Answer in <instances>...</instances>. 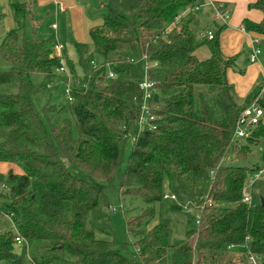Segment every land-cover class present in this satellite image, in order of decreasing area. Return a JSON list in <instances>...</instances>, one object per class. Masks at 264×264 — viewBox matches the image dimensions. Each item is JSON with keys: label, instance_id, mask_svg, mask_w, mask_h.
I'll return each instance as SVG.
<instances>
[{"label": "trees", "instance_id": "16d2710c", "mask_svg": "<svg viewBox=\"0 0 264 264\" xmlns=\"http://www.w3.org/2000/svg\"><path fill=\"white\" fill-rule=\"evenodd\" d=\"M31 1L10 0L16 27L0 41V59L10 63L0 70V163L21 169L0 171V264H167L170 221L149 227L166 187L177 197L169 210L187 227L186 240L171 246L173 264H235L234 247L240 261L250 251L264 264V206L247 192L260 166L225 162L247 159L264 135L262 125L232 142L264 80L238 97L229 80L236 57L220 42L226 25L213 20L218 34L201 42L193 0H99L105 12L90 43L71 41L79 66L63 56L73 82V101L63 104L57 41L19 34ZM250 8L262 20L245 26L264 36V0ZM203 44L209 57L200 59ZM107 189L146 203L135 213L123 208L132 253L118 239Z\"/></svg>", "mask_w": 264, "mask_h": 264}, {"label": "rangeland", "instance_id": "374dc122", "mask_svg": "<svg viewBox=\"0 0 264 264\" xmlns=\"http://www.w3.org/2000/svg\"><path fill=\"white\" fill-rule=\"evenodd\" d=\"M66 1V0H61ZM79 9H82V14L87 17V32H84V27L81 29V22L73 23L71 21V17L65 13H61L57 11L56 0H32L31 1V16L27 19L24 30L19 31L20 36L31 38L34 35L42 38H49L55 40L64 45V54L69 57L76 66H79V58L71 44V41H78V37L75 34V29L80 30L81 39L85 40L86 43H90L89 37V28L90 25H95L101 22L102 14L105 12V8L101 4L99 0H75ZM194 4H199L202 9L199 12L200 17V25H199V40L201 42L205 41L208 36V31H211L214 35L218 34L217 29L211 22H207V15L209 14L211 8L209 7V0H193ZM208 13V14H207ZM231 14V13H230ZM210 15V14H209ZM212 17V16H211ZM206 18V19H205ZM52 24L57 25V30L53 31L51 28ZM91 25V26H92ZM16 27L13 12L10 6V0H0V41L4 37L5 33L8 30L14 29ZM248 35L252 40H259L261 45V55H260V64L264 66V36L248 30ZM84 42V41H83ZM249 46L246 39L241 43L240 50L237 51L236 55V65L243 72L251 65L249 61ZM196 55L200 59H205L209 57V50L206 45H202ZM10 68V63L0 59V70H8ZM78 69V67H76ZM78 72L80 73L79 69ZM57 98L61 101V103L65 104L66 99L63 93L59 92ZM145 107H147L145 103ZM67 111V115H68ZM132 141L133 139H129L125 142L124 154H123V165L126 164L129 154L132 149ZM226 163L233 164L235 166H263L264 164V135L260 137V142L258 145L252 146L251 153L249 154L247 159H238L236 156L229 155L228 158L225 159ZM18 168L13 166V170H17ZM19 171H21L19 169ZM252 183V185H251ZM255 195V202L260 203L262 199H264V175L261 176L260 179H254L253 175L250 177L249 185L247 188V192ZM165 193H169L167 187L165 188ZM106 194L109 202L111 203V215L113 224L118 236V239L121 243L125 240L130 244L128 245V253H132L134 251V247L131 242L133 238L127 236L125 233V224L123 217V208L125 210H134L133 213L142 210L146 207V203L140 197H125L123 200L119 198L118 193L113 189H107ZM176 201L171 199H163L160 204L156 206V213L154 218L149 224V227L155 225L160 219H168L170 221V232L168 237V243L170 245L167 252V264H173V250L172 245L176 241H184L186 240V231L187 227L185 224V220L182 216L171 212L169 207L175 204ZM13 229L11 222L6 224V230ZM231 253L233 254L234 263L237 264H246V261H240L241 253L238 251L237 247L231 249ZM258 264H261L262 257L257 258ZM24 264H32L31 261L26 257Z\"/></svg>", "mask_w": 264, "mask_h": 264}, {"label": "crops", "instance_id": "0c3cea01", "mask_svg": "<svg viewBox=\"0 0 264 264\" xmlns=\"http://www.w3.org/2000/svg\"><path fill=\"white\" fill-rule=\"evenodd\" d=\"M214 1L218 4L223 5V9L229 13V19L226 24L225 30L221 34V48L225 56L227 57H236L237 51L240 50L241 43L246 39L249 46V61L251 65L243 72L237 66L233 70L229 71V80L235 86L236 93L239 98L244 99L251 93L254 86H256L260 81L264 80V66L260 64V61L251 62L250 53H251V37L248 35V30L245 26V21H251L254 23L260 22L262 20V14L259 10L250 8V4L256 0H209ZM57 11L61 13L67 12L71 17L73 23H80L81 29L87 25V17L82 14V9H79L75 0H56ZM199 5V4H194ZM200 6V5H199ZM201 7V6H200ZM210 7V6H209ZM202 9V7H201ZM201 9L199 11H201ZM231 13V14H230ZM208 14V13H207ZM210 14V15H209ZM207 15V22H212V12L210 10ZM200 18V17H199ZM53 25V24H52ZM51 25V28H52ZM92 25V24H91ZM90 25V28L93 26ZM241 27L245 28V31L241 30ZM89 28V29H90ZM88 27L84 29V32H87ZM53 31H56L52 28ZM75 34L79 39V42L86 43L85 40L81 39V34L79 29H75ZM236 63V62H235ZM236 65V64H235ZM17 167V166H15ZM13 168V165L7 163H0V171L7 172L9 169ZM15 171H19V167ZM21 170V169H20ZM261 178V177H260ZM259 178V179H260ZM237 264H240L237 263Z\"/></svg>", "mask_w": 264, "mask_h": 264}, {"label": "built area", "instance_id": "2783aa9c", "mask_svg": "<svg viewBox=\"0 0 264 264\" xmlns=\"http://www.w3.org/2000/svg\"><path fill=\"white\" fill-rule=\"evenodd\" d=\"M209 6L211 8L212 12V19L215 20L216 22L226 25L229 19V13H227L223 9L222 4H218L214 1L209 2ZM201 7L199 5H195L193 7V10L199 11ZM53 29H57V25L53 24L52 25ZM242 31H245L244 27H241ZM214 34L211 31H208V39H212ZM260 41L259 40H252L251 41V53H250V60L251 62H257L259 61V57L261 55V48H260ZM54 54L55 56L59 59L60 61V66L56 69V72L58 74H63L66 76L67 81L64 85V96L65 98L69 101H73V95H72V90H73V82H72V77L69 74V71L67 70L65 64H64V45L57 42L56 45L54 46ZM108 78H113L115 77V74L113 71H109ZM79 80V79H78ZM153 86V83L148 80V78L145 76L144 79L140 83V87L144 90L145 92V97L149 98L150 97V88ZM150 119H153V117H150ZM264 125V81L263 85L259 91V93L252 99L251 103L243 108L241 111L240 115L238 116L236 126L233 132L232 136V142L236 143L239 140L246 139L252 135V131L256 129L258 126ZM212 174L214 172H211ZM264 175V164L261 166L258 171L253 173V178L254 179H259L261 176ZM252 184V183H251ZM164 199H171L174 201H177V197L174 194L170 193H165L164 194ZM243 201L248 205L252 206V199L248 195L244 197ZM8 218H10L9 215H6ZM14 226V225H13ZM250 239V236L248 237ZM23 238L21 236L16 237V242L21 243L23 242ZM247 264H258L257 258L258 256L254 255L250 251H247Z\"/></svg>", "mask_w": 264, "mask_h": 264}, {"label": "water", "instance_id": "95a60500", "mask_svg": "<svg viewBox=\"0 0 264 264\" xmlns=\"http://www.w3.org/2000/svg\"><path fill=\"white\" fill-rule=\"evenodd\" d=\"M261 204H262V206H264V199L261 200Z\"/></svg>", "mask_w": 264, "mask_h": 264}]
</instances>
